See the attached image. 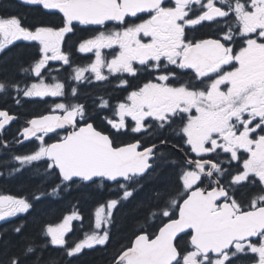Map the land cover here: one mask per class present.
<instances>
[{
  "label": "snow or ice",
  "instance_id": "1",
  "mask_svg": "<svg viewBox=\"0 0 264 264\" xmlns=\"http://www.w3.org/2000/svg\"><path fill=\"white\" fill-rule=\"evenodd\" d=\"M20 2L40 6L51 16L62 15L58 23L32 26H25L18 15L0 16V55L17 41L38 42L36 56L28 67L20 61L18 71L34 74L39 82L21 87L20 81L0 80V93L14 91L17 104L21 94L65 96V84L56 77L53 84L44 81L43 72L52 71L50 61L71 67L75 81L89 79L86 72L102 82L117 75V88H132L124 74L155 76L114 105L110 98H99L96 107H111L118 117L104 118L108 131L88 122L87 108L80 103H56L50 113L26 121L29 126L20 135L35 138L37 147L3 163L18 165L9 175L31 169L30 177L40 183L31 200L0 195V221L28 214L41 200L59 197L77 183L113 182L119 194L108 200L107 211L104 205L97 208L94 230L71 246L65 237L72 221L82 219L77 211L57 225H41L40 216L34 217L41 225L37 235H24L21 252L0 259V264H41L49 246L69 258L106 246L114 210L133 200V211L143 213V222L134 239L114 251L111 264H264V0ZM141 14L147 18L141 19ZM108 22L117 27L107 29ZM206 22L215 25V35L197 39L191 33ZM77 24L105 28L78 45L80 53H94L87 67H73L71 52L62 50ZM102 49H114L115 54L107 60ZM105 67L108 75L101 71ZM77 94L73 87L71 95ZM15 119L0 109V149L12 148L2 136ZM129 131L156 142H121L118 137ZM49 134L58 139L47 143ZM170 136L182 143H172ZM168 149L178 150L183 159ZM52 180L58 182L45 189ZM257 184L259 193L245 205L238 193ZM156 220L157 230L149 231ZM25 226L22 221L11 231L23 235ZM7 232L0 231L4 245ZM30 256L35 259L29 261Z\"/></svg>",
  "mask_w": 264,
  "mask_h": 264
},
{
  "label": "flooded vegetation",
  "instance_id": "2",
  "mask_svg": "<svg viewBox=\"0 0 264 264\" xmlns=\"http://www.w3.org/2000/svg\"><path fill=\"white\" fill-rule=\"evenodd\" d=\"M13 3L6 2V0L2 2L0 0V3L2 2L4 5L0 8V16L7 17L11 15H18L22 19V23L25 26H32L37 23H46V22H59L60 16L62 14H57L55 16H51L46 14L47 10L42 11L40 6H29L25 5L20 2V0H12ZM147 16L144 14H141V19H146ZM129 22H140L139 20H135L134 18H130ZM117 27L115 22H108L106 25L107 29H113ZM105 30V28H102L101 26H85V25H76L75 28V34H69L66 37V42L62 44V50L64 51H70L71 52V60L73 67L79 66V67H87L89 64H91L94 59V53H80L78 51V45L79 43L86 38H89L91 36H94L97 32ZM191 34L195 35L197 39L199 38H205L207 36H213L215 35V25L210 23H205L202 27H197ZM239 46V40H237V47ZM15 47H23L26 49H29L28 53L31 52L29 59L27 60V63L23 65V67H28L29 62L33 59V57L36 56V53L38 51V42H26V41H17L15 42L14 46H10L2 55H0V58L10 49ZM115 51H118V49H115ZM102 54L105 56L107 60H110L112 56L115 54L114 49H102ZM38 58V57H37ZM48 68H51L52 71L49 73L47 71L43 72L44 81L47 84H53L56 81L53 80V77H56L60 82L65 84V96L64 97H51L46 96L43 98L40 97H33V98H26L23 97L21 94L19 96L20 103L17 104L15 102L16 93L13 92L14 101L9 102L7 107L0 106V109L7 110L9 114L14 115L17 117V119L13 120L9 126L6 127V129L3 132V139L8 140L10 143L13 144L12 148L10 149H0V152L3 150H6L8 152H13L11 155H14V153L19 149H24L26 152H31L34 150L33 144L37 142L35 139L28 141L22 145H18L19 143H14L13 138H16L17 140H21L22 136L20 135L22 129L26 127L28 124L26 121L30 120L31 118L35 116L44 115L47 113H50L54 105L56 103H80L84 104L87 108V111L90 116V120L88 122H92L94 126H96L99 130L108 131L110 129V125L107 124L105 117H110L113 119H118V117H115L113 115L114 109L108 108L100 110L96 107V105L99 104V98L104 97L105 99L110 98V102L112 105L116 104L118 101L123 100L129 91L132 90V88L141 86L143 83L147 82V80L152 79L155 76V73L147 74V73H140L137 77L132 78L129 77L127 74H124L123 78L128 79L129 83L132 85V88H117L115 85L118 83L117 75L109 76V80L107 82L102 81H96L94 79V74L91 72H86L85 76L89 79L83 80V81H75L71 79V77L74 75L73 70L68 65H64L62 61H50ZM102 73L105 75H108L107 68L101 69ZM22 79H21V87L24 86L25 83H32V82H39V78L35 77L34 74H25L22 73ZM190 75V73L188 74ZM188 75H185V79L188 78ZM73 87H76L78 89V94L76 96L71 95V90ZM6 93H0L2 95V98L6 97ZM28 102H31L34 104L35 111L31 113L30 115H24L23 113H18V110H23L24 108H27ZM11 106H14L12 108ZM195 114V113H193ZM129 126L132 125L131 118H126ZM179 123V121L177 122ZM18 124V128L16 131H12L13 125ZM70 130V129H69ZM64 133L61 132L60 135H63ZM128 137L123 138L121 136L118 137V139L123 143H131L134 140H142V143L147 146L149 143L146 141L148 139H142V137L138 134H133L130 131L128 133ZM58 139V137L54 134H49V136L45 137L46 142L51 143ZM170 141L174 144H181L182 141L180 139H176L174 137H169ZM187 150V149H185ZM179 155L180 159H183V155L178 150L174 149ZM242 158H247V153L241 152ZM192 158L195 159V154H192ZM242 163V161H241ZM233 166H236V162H233ZM23 171V170H22ZM21 171V172H22ZM15 175L8 176L10 178L15 177ZM97 183H100L97 181ZM78 184V183H77ZM109 184L110 186H115V183L111 182H105L103 183ZM74 185V184H73ZM71 186V188L73 187ZM252 189V192L250 194H247L246 190H242L240 193H238V198H240L245 205H247L249 199L251 196L259 193L260 186L257 184L256 186H250ZM69 188V190H71ZM113 191V190H112ZM0 195H12V196H18L23 197L26 196L30 200L32 198L31 195H19L16 193L8 192L0 190ZM113 198H106L104 200H100L92 204L90 215L89 217H86V215L82 212V208L79 206L78 202H74L70 205L68 209L64 211V216L71 214L73 211H77L82 219H77L72 221L71 228L72 230L68 233H66V240L68 241L69 245L73 242L79 241V239H83L85 233H91L94 230V224H95V212L98 207L101 205L105 206V211H107V202L108 200ZM114 210V217H115ZM25 214H18L17 217L8 218L6 221H0V231H3L4 229V223L9 222L11 220L17 219L20 216H23ZM63 216V217H64ZM63 217H60L58 221L60 223L63 220ZM112 233V231H111ZM185 239H188V237H185ZM75 240V241H73ZM99 246V245H97ZM97 246H94L92 249L96 248ZM88 249H84L83 252ZM82 252V253H83ZM250 259V258H249Z\"/></svg>",
  "mask_w": 264,
  "mask_h": 264
},
{
  "label": "trees",
  "instance_id": "3",
  "mask_svg": "<svg viewBox=\"0 0 264 264\" xmlns=\"http://www.w3.org/2000/svg\"><path fill=\"white\" fill-rule=\"evenodd\" d=\"M5 1V0H4ZM13 3L12 0H6V2ZM3 2V0H2ZM0 3V8L3 7V3ZM5 6V5H4ZM29 49L23 47H15L7 51L0 58V80H15L21 81L22 75L18 71L21 66L20 61H23L22 66L27 63L31 52ZM14 91H8L5 98L0 95V106L7 107L9 102L14 101ZM14 108V106H11ZM34 104L28 102L27 108L23 110H18V113H23L24 115H30L35 111ZM15 109V108H14ZM18 124L13 125L12 131H16ZM121 137L126 138L128 134L121 135ZM147 143L156 142L155 139L147 140ZM173 151L174 155L179 157L178 153L174 149H168ZM26 151L24 149L17 150L14 154H23ZM13 152H8L3 150L0 152V190L16 193L19 195H33L36 186L40 183L39 179H34L30 177L31 169H25L15 177H8L10 170L13 167H18L17 164L9 163L4 164L3 161L9 160ZM43 167V165H38ZM58 181L52 180L51 183L46 184L44 187L47 189L51 187L52 184ZM146 186V190H147ZM118 189V187H116ZM247 194L252 192L251 187L244 189ZM119 194V189L114 195H112V186L105 184L101 189L98 183L88 186H81L80 184H74L71 190L62 192L59 197L46 198L41 200L36 204L35 208L28 214L18 217L17 219L11 220L4 223V229H7V235L5 240L8 242L7 245L0 243V259H7L13 254H19L24 243L23 236L31 235L36 236L39 227L41 225L52 224L58 221L60 217L64 216V211L70 207L74 202H78L79 206L82 208V212L89 217L91 205L97 201L104 200L106 198L117 197ZM143 193L140 194L142 196ZM138 196L136 199H139ZM135 205V200L123 205L116 209L115 212V224L111 226V240L106 246H98L91 250H85L82 254L69 258L62 254V250L58 247L49 246V248L44 251L41 264H111L112 256L114 251L118 250L122 245H126L134 238L135 234H138L137 229L142 224V212H134L133 208ZM40 216L41 225H37L33 222V218ZM25 223V228L23 230V235H17L11 231L12 227ZM153 226L149 228V231H155L156 226L160 222H152ZM3 229V230H4ZM7 249V252L5 251ZM29 261L35 259V256H30Z\"/></svg>",
  "mask_w": 264,
  "mask_h": 264
},
{
  "label": "rangeland",
  "instance_id": "4",
  "mask_svg": "<svg viewBox=\"0 0 264 264\" xmlns=\"http://www.w3.org/2000/svg\"><path fill=\"white\" fill-rule=\"evenodd\" d=\"M38 144V143H37Z\"/></svg>",
  "mask_w": 264,
  "mask_h": 264
}]
</instances>
